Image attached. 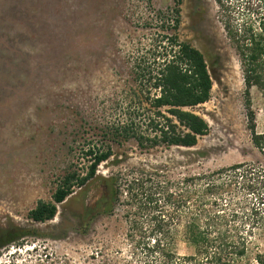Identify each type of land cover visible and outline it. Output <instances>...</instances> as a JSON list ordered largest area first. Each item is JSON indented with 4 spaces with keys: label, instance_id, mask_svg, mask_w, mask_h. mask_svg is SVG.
Returning a JSON list of instances; mask_svg holds the SVG:
<instances>
[{
    "label": "rangeland",
    "instance_id": "obj_1",
    "mask_svg": "<svg viewBox=\"0 0 264 264\" xmlns=\"http://www.w3.org/2000/svg\"><path fill=\"white\" fill-rule=\"evenodd\" d=\"M222 2L239 23L264 19V0ZM227 18L216 0H0V243L11 240L0 246V264H155L141 238L145 219L124 193L129 180L145 172L178 179L238 162L264 173ZM171 36L205 58L210 97L188 109L208 130L193 147L140 146L126 127L139 100L149 106L146 83L136 76L141 67H156L157 51L171 48ZM250 100L256 131L264 133V94L252 86ZM88 145L111 151L96 178L75 186L53 219L33 221L29 211L52 201L69 170L87 172ZM108 178L120 192L111 210L100 204L109 197ZM237 197L258 202L257 193ZM263 201L257 206L264 221ZM255 233L260 245H249L241 264H257L254 255L264 253V223ZM170 246L179 256L193 253L181 233Z\"/></svg>",
    "mask_w": 264,
    "mask_h": 264
},
{
    "label": "trees",
    "instance_id": "obj_2",
    "mask_svg": "<svg viewBox=\"0 0 264 264\" xmlns=\"http://www.w3.org/2000/svg\"><path fill=\"white\" fill-rule=\"evenodd\" d=\"M216 1L228 16V21L223 23L224 30L241 61L251 140L264 155V133L256 131L250 100L252 86L264 94V19L257 26L249 21L239 23L230 6L223 5V0ZM173 11V27L177 29L179 9ZM167 40L171 48L157 51L162 59L154 58L156 67L148 65L138 71L136 77L140 84L146 83L144 92L149 106L139 100L141 109H132L126 127L133 129V138L140 146L149 142L150 146L193 147L198 137L206 134L208 125L188 108L209 99L211 75L197 48L177 36L167 37ZM143 123L144 132L134 131ZM82 150V159L89 161L87 172L79 174L77 170H69L53 193L52 201L40 200L29 211L33 221L53 219L57 204L64 202L75 186L82 188L93 181L97 167L111 156L109 148L99 150L88 145ZM104 182L108 183L109 197H102L100 204L105 202L111 210L120 192L114 178L104 179ZM262 187L264 173L250 164L238 162L178 179L145 172L141 179L129 180L124 193L134 214L145 219L141 238L144 245H151L148 251L155 264H241L249 245H260L255 229L264 223L261 208L257 206L264 200V192L259 190ZM242 192L257 193V204L250 205L247 198L237 197ZM137 225L133 221L131 230H137ZM177 233L193 248L192 254L179 256L171 250ZM9 242L10 239L3 240L0 246ZM254 260L264 264V253L257 252Z\"/></svg>",
    "mask_w": 264,
    "mask_h": 264
}]
</instances>
